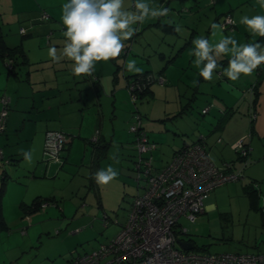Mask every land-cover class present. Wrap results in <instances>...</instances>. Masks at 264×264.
<instances>
[{
	"label": "rangeland",
	"instance_id": "374dc122",
	"mask_svg": "<svg viewBox=\"0 0 264 264\" xmlns=\"http://www.w3.org/2000/svg\"><path fill=\"white\" fill-rule=\"evenodd\" d=\"M155 5L156 3L153 4V6ZM183 11L187 12L186 9ZM0 12V24L1 21L12 22L16 33L21 35L18 29L26 28L23 26L25 21H19L23 16L16 18L14 14L4 13L1 5ZM45 13L48 15L47 20H41L40 12L38 11L37 16H32L34 18L32 21L41 20L36 21L35 24H47L50 23L49 21L55 23L50 20V15L47 12ZM176 13L182 14L179 9ZM183 17L187 18L189 15L185 14ZM201 17V14L195 15L192 17L195 19L193 23L186 19L184 20L186 23L183 24L181 22L179 26L174 25L172 28L175 29L173 33L172 31H169L171 33H164L159 27L147 28L148 30L140 27L139 33H137L138 27L135 25L137 31L133 37H138L143 33L147 35V40L148 36L152 39L151 48L147 46L145 49H153V52L165 49L166 47L163 44L157 45L156 43L160 38L161 40L172 38L173 42L177 40L178 46L173 48L174 52L171 59H168L165 54L164 63L166 66L162 70L165 84L160 85L157 81L152 82L151 88H154L152 95L145 93L133 102L128 93H125L122 97L124 101L117 103L115 110L109 103L110 99L102 100L105 115L104 126L106 129L103 135H109L112 126H115L116 132L109 141L113 147L99 155L96 153L98 155L95 159V164L98 165H96V171L112 165L119 173L115 180L106 186H98L94 180L91 182L89 178L90 157L88 153L83 154L80 149H74L71 151L70 159L62 164L65 152H62L60 158H50L43 153L42 143L41 164L48 163L50 168L49 170L47 169L44 177L41 174H35V176L40 178L41 185L39 187L43 195L40 197V203L33 206L37 212L33 213V210L23 215L24 219L27 220L31 213L39 214L38 219L41 220L39 223L41 235L38 238L36 237V239L34 236L32 244L34 247L33 251L37 250L39 255L33 258L30 264H72V258L76 254L89 251L96 247L98 243L104 242L106 239L109 240L120 229L125 220L129 202L137 191L136 179L131 171L133 167L132 157L136 155L135 148L133 146V153L124 154L119 150L122 149V147L120 149V146H124L123 142L126 141L121 140V142L116 138L117 132L120 131L124 134L126 132L124 129H128L130 124L135 123V118H128L130 113L137 111L143 120L150 119L154 125L157 124L156 119H159L157 122L159 121L161 124L171 120L173 121L172 127H170L171 130L177 122L189 117V113L199 119L204 115L200 114V109L207 106L212 108L213 104L206 98H212L211 93L214 88H219L220 95L227 99L231 98V81L228 78L223 79L226 76L222 75L221 70L218 69L216 71L211 85H209L210 81H205L199 76V70L193 64L194 57L190 56L189 53L194 47L192 44L193 39L203 36L208 38L210 42L217 43L223 36H231L235 31L231 29L223 30V32L218 29L213 30L212 27L209 28L206 22L204 24L201 23ZM56 22L59 24L58 21ZM217 23L219 24V22ZM6 26L4 24L1 28H5L6 31L8 29ZM177 27L179 28L178 31L176 30ZM214 32L215 34H213ZM133 44L134 46L131 47V51L129 50L130 52H128L129 55H127L126 59L123 61L122 56L119 58L121 63H117L116 60L95 62L98 72L102 75L108 74L109 81H111L112 75L117 74L120 79L121 77L123 79L124 64L131 59L136 62L139 60L136 53H138L140 47L137 46L136 41ZM49 47L52 46H47V50H38L34 46L30 50V79H26L25 72L20 74L17 70H13L14 74H12L4 69L5 75L7 73L6 77L12 82L6 85L5 89L4 85L2 86L1 84L6 78H3L0 82V93L4 89L6 95L11 97V105H13V98L18 97V99H21L19 107L23 109L30 106V99L34 98V106H43V110L39 113L40 117H44L47 113L44 109L46 103H53L50 88L56 85V81L59 83L63 82L62 74L59 75L60 77L55 75L51 68L50 60L37 62V57H48ZM154 54L152 53L148 57V62L144 61L146 64L140 65V68L148 67L153 71L156 70L160 61L156 60L157 57ZM14 60L18 68L26 65V62H20V58L15 57ZM219 63L221 69L227 67L228 57H224ZM126 73L128 72L126 71ZM16 79H20L21 82L16 81ZM193 81H196L195 85ZM217 81H219L220 86H217ZM201 88L202 90H200ZM201 91L204 92L201 93ZM240 98L244 99L242 89L240 90ZM182 109L185 110L180 112ZM12 110L13 108L9 113ZM90 111V109H85L83 113L88 114ZM32 112L34 111H31L30 114H21L17 127L12 130L6 127L0 133V148L2 152L8 151L7 154L12 156V166L24 159L22 152L25 151L26 139L34 136L35 132H39L40 122L33 123V121L25 120L24 127L20 128L22 117L31 119L29 117ZM91 112V121H89L91 130L89 128L82 129L85 135H89L86 136L88 137L87 139H90L95 133L93 125L96 120V114L93 110ZM176 114V117L171 116ZM161 147L163 149L164 145ZM160 148L157 149L155 146L150 150V155L153 158L152 163L155 167L160 166V163L164 162L166 157L163 156V153L160 154ZM110 156L117 157L119 162L115 163L113 159H110ZM57 159L60 161L59 163L55 162ZM211 159L216 161L215 158ZM60 164L61 166L59 167ZM242 173L245 181H231L212 189L208 193L203 200V205L205 207L207 203H211L212 208L209 210L204 209V212L198 215L195 221L179 220V227L186 231V234H178L179 239L190 240L194 245V250L206 253H257L258 250L264 252V226L260 215V208L263 204L261 199L264 194V179L260 172L254 176L245 174L244 170ZM29 176L32 175L29 174L26 177ZM19 178L17 177L16 180ZM251 190H254L256 195L259 196L255 198L254 192L252 203L249 200L250 195H252ZM32 215L31 217H33ZM5 227L7 228L8 226ZM8 229L10 228L8 227Z\"/></svg>",
	"mask_w": 264,
	"mask_h": 264
},
{
	"label": "crops",
	"instance_id": "0c3cea01",
	"mask_svg": "<svg viewBox=\"0 0 264 264\" xmlns=\"http://www.w3.org/2000/svg\"><path fill=\"white\" fill-rule=\"evenodd\" d=\"M66 2L67 0H2V2H0L2 12L14 14L16 18L23 16L19 21H25L23 23V26L26 27L23 28L24 32L21 34L19 30L22 28L18 29L21 35L16 33L15 26L12 22L1 21L0 40L3 45L8 48L18 46L19 50L16 54L11 55L10 60H12L13 70H17L20 74L25 72L26 79H30L29 52L34 46L38 50H47V46H54L58 50L63 47L65 38L62 33L64 26L60 21V16L62 13V5ZM124 2L128 10H134L135 0H124ZM147 2L151 6L156 3L153 7H166L170 11L167 16L160 17L159 19L149 18L142 24L138 23L137 33H139L140 27L142 29L159 27L164 33H171L169 31L173 33L175 30L172 29L174 25L179 26L181 22L184 24L186 23L184 22L186 19L193 23L195 19L192 17L195 15L198 16L199 14L202 16L200 19L201 23L204 24L206 22L210 28L213 23L219 22L225 12H228L233 21V28L231 30L235 31L231 36H233L238 43L259 42L264 45V37L251 36L245 25L240 23V17L243 15L249 17L264 15V9L259 6L258 0H147ZM178 9L182 14L176 13ZM185 9L187 12L183 11ZM40 10L47 12L50 15V20L55 23L49 21L50 23L47 24H35L36 21L41 20L37 19L33 22L32 20H34V18L32 16H37ZM185 14L189 15V17L184 18L183 15ZM56 21H58L60 25L57 24ZM4 24L7 25L6 27L8 28L6 31L5 28H1ZM135 41L137 42V46L140 47L138 53H136L139 58L136 62V66L140 67V65L146 64L149 60L148 57H150L152 53H155L154 55L157 57L156 60L160 61L159 67L154 71L148 67H144L143 70L159 73L163 76L162 70L166 66L164 63L165 54L168 59L172 58L174 52L173 48L178 46L177 40L173 42L172 38L166 40H161L160 38V40L156 42L157 45L163 44L166 48L160 49L158 52H153V49H145L147 46L151 48L152 39L148 36L147 40V35L143 33L138 37L132 36V40L130 41H125L126 46L131 43L129 47L127 46L130 51ZM128 52L121 55L123 61L126 59L127 55H129ZM15 57L20 58L21 63L26 62V65L18 68L14 60ZM143 58H145V60H143ZM6 59V57L2 58L0 56V82L3 78H6L3 84H1L2 86L4 85V89L7 87L6 85L12 82L6 77L7 73L5 75L4 69H7L5 67ZM37 60L39 63L51 61L49 57H37ZM144 61L146 63H144ZM51 64V68L55 72V75L60 77L59 75L62 74L61 77L63 78V82L59 83L55 80L56 85L50 88L52 91L53 103L47 102L44 106V109L47 111L44 117L39 116V113L43 110V106H34V98L30 99V106L21 109L19 107L21 99L14 97L13 105H11V97L8 96L9 103L7 115L5 117V125L0 133H2L6 127L9 130L17 127L21 114H30L31 111H34L29 117L31 119L22 117L20 128L24 127L25 120L33 121V123L40 122L41 126H39L38 133L35 132L34 136L26 139L27 144L25 146V151H33V164L29 165L27 162L24 164L25 160L23 159L12 166V156L7 154L8 151L2 152L0 148V264H30V261L39 255L37 250L33 251L34 247L32 244L34 236L36 239V237L38 238L41 235V229L39 227L41 220L38 219L39 214H33L37 212L33 204L36 203L38 205L40 203V197L43 195L39 187V185H41L40 178L35 176V174H41L44 177L47 169L49 170L50 168L48 163L41 164V149L45 131L59 130L70 135V138L67 139L63 150L59 154L60 157L62 152H65L62 164L70 159L71 151L74 149H80L83 154L88 153L91 163L92 159L96 158L100 153L113 147L109 141L111 136L116 132L114 129L115 126H112L110 134L107 136L103 135L106 129L104 126L105 115L102 100L110 99L109 103L113 110H115L117 103L123 102L124 99L122 97L127 93L124 88L126 78L135 75L128 74L126 70L123 69V79L121 76L120 79L117 74L112 75V79L109 81L108 74L102 75L96 69L92 76H82L78 78L72 74V62L70 60L62 59L56 64L51 61ZM13 70L12 74H14ZM34 71H36V69H34ZM224 78L227 77H223V79ZM16 81L21 82L20 79H16ZM209 83V85H211V81ZM216 83H218L217 86H220L219 81ZM151 85L145 93H150L152 95L154 88H151ZM4 89L2 93L6 95ZM241 89L244 99L240 98ZM200 90H202V88ZM203 92L204 91H201V93ZM211 94L212 98H206V100H209L210 103L213 104L212 108L209 107L210 109H208L201 118H195V116L189 113V117L184 118L181 122H177L171 130L170 127H172L171 125L173 124L171 120L169 122H162L161 124L159 121L157 122L159 119H156L155 121L157 124L154 125L151 122L152 120H143L142 117L140 118V126L144 130L148 141L155 144L157 149L164 145V148L162 149L161 147L159 151L160 154L163 153V156H166L165 160L160 163V166L155 167L153 164V168L156 169L161 167L169 160L172 154L184 144H190L198 138H201L204 142L208 158L216 159V161L211 159L215 166H219L222 162H231L234 168H240L241 166V171L244 170L245 174L254 176L259 172L262 173L261 176L264 179V68L259 75H256V72L251 76H244L241 74L240 79L235 82L231 81V98L227 99L223 95H220L218 87L214 88ZM12 108L11 114L9 112ZM85 109L93 110L96 114L93 128L98 131L99 143L96 150L93 152H91L88 144L85 143L88 138L86 136L89 135H85L82 130L87 128L91 130L89 121H91L92 112L90 111L88 114H85L83 113ZM202 109H200V111ZM183 110L185 109H182L180 112ZM251 114L252 118H250ZM171 116L176 117L177 114ZM206 116L208 117L206 118ZM128 118H131V113ZM124 130L126 131L124 134L120 131L116 133V138L118 140L126 141L123 142L124 146H120V149L121 147L122 149L119 151L124 154L128 152L133 153L132 141L134 136L132 133L127 132V128ZM243 136L249 148L247 161L244 165L237 160L236 154L231 148V145ZM96 153L98 155H96ZM6 159L10 161V164L6 165V162H4ZM60 166L61 164L59 167ZM29 174L32 176L26 177ZM17 177L20 178L16 180ZM240 181H245L244 175ZM137 192L138 189L136 193ZM257 197L259 196H257L255 192V198ZM261 200H263V197ZM211 208V203H207L204 207L205 210ZM33 210L34 212L25 220L23 215ZM263 212L264 210L260 208V215L264 226ZM31 215L33 217H31ZM28 222L29 224L27 225ZM4 225L8 226L10 229H8V227L6 228ZM22 229L24 233H21ZM178 240L189 243L191 246L190 250H194V245L190 240L184 241L179 238ZM84 252L87 251H83V253ZM257 253L264 254V252L259 250Z\"/></svg>",
	"mask_w": 264,
	"mask_h": 264
},
{
	"label": "built area",
	"instance_id": "2783aa9c",
	"mask_svg": "<svg viewBox=\"0 0 264 264\" xmlns=\"http://www.w3.org/2000/svg\"><path fill=\"white\" fill-rule=\"evenodd\" d=\"M40 19H48L43 10L40 11ZM219 24L223 30L232 29L231 15L224 14ZM19 32L22 34L24 31L20 29ZM5 67L11 68V60L6 59ZM153 81L164 84L161 74L144 73L129 77L125 89L131 101L147 83ZM8 103V96L0 94V132L5 125ZM209 107L203 108L200 113L205 114ZM131 117L135 118V123L129 125L128 131L134 134L136 155L132 171L138 192L132 196L118 232L91 250L76 254L72 264H264L262 253H206L179 247L178 234H186L179 227V220L195 221L204 211L203 200L208 193L228 182L241 180L242 167L234 168L230 162L215 166L207 156L203 140L198 138L181 146L161 167L154 169L150 150L155 144L147 141L140 127L138 112L131 113ZM97 138L98 131L95 130L90 139L95 142ZM67 139L69 135L62 131H45L43 153L50 158H59ZM231 148L244 165L249 153L244 136L236 140ZM21 233H24L23 229Z\"/></svg>",
	"mask_w": 264,
	"mask_h": 264
},
{
	"label": "clouds",
	"instance_id": "9594fccd",
	"mask_svg": "<svg viewBox=\"0 0 264 264\" xmlns=\"http://www.w3.org/2000/svg\"><path fill=\"white\" fill-rule=\"evenodd\" d=\"M258 3L264 9V0H258ZM169 11L166 7L151 6L147 0H135L134 10H128L124 0H67L62 5L60 16L64 26L63 47L59 50L49 47L47 55L53 63L70 60L72 74L78 78L92 76L96 70L95 62L116 60L121 63L119 58L126 47L125 41L137 31L135 25L149 18L167 16ZM240 23L245 25L251 36L264 37V15H243ZM211 27L223 32V26L218 23ZM192 44L194 47L189 54L194 57L193 64L205 81H212L218 69L223 76L235 82L241 74L251 76L258 67L264 66V45L259 42L241 44L233 36H223L219 42L213 43L201 36L193 39ZM224 57H228V64L221 69L219 61ZM124 67L128 73L143 75L144 70L136 66L134 59L128 60ZM22 155L29 165L33 164L32 150L24 151ZM110 159L119 162L117 157L110 156ZM56 162L60 161L57 159ZM118 175L112 165L91 174L98 186L108 185Z\"/></svg>",
	"mask_w": 264,
	"mask_h": 264
},
{
	"label": "trees",
	"instance_id": "16d2710c",
	"mask_svg": "<svg viewBox=\"0 0 264 264\" xmlns=\"http://www.w3.org/2000/svg\"><path fill=\"white\" fill-rule=\"evenodd\" d=\"M226 13H228V12H225L224 14H226ZM223 14V15H224ZM223 17V16H222ZM222 17H221V19H222ZM220 19V20H221ZM219 20V21H220ZM132 38V37H131ZM130 40H132V39H130ZM128 47L130 46V44H128L127 45ZM125 47V49H124V52L123 53H126V52H128L129 51V49H128V47ZM19 49H18V46H14V47H12V48H8V47H6V46H4L3 45V43L1 42V40H0V56L2 57V58H7V59H11V55L12 54H16L17 53V51H18ZM264 68V66H262L260 69H259V71H257V73H256V75H259L260 74V72L262 71V69ZM7 70V72L8 73H12V70H13V66H12V60H11V68L10 69H6ZM144 73H151V74H153V75H157V74H159V73H153V72H150V71H144L143 72V74ZM133 77H135V76H138L137 74H135V75H132ZM132 76H129V77H132ZM129 77H127L126 78V82L129 80ZM154 82V81H153ZM152 84V82H149V83H147L146 84V86H145V88H143V90L140 92V93H137L136 94V96H135V99H137V98H140V96L141 95H143L146 91H147V89H148V87L150 86ZM134 99V100H135ZM134 102V101H133ZM134 112V111H133ZM132 112V113H133ZM137 112V111H136ZM139 114V113H138ZM141 118V116H140V114H139V119ZM141 127V126H140ZM127 132H129L128 131V129H127ZM130 133V132H129ZM133 134V133H132ZM146 135V134H145ZM133 136H134V134H133ZM134 138V137H133ZM134 140V139H133ZM67 141V140H66ZM147 141H148V139H147ZM148 142H150V141H148ZM85 143L86 144H88V146H89V148L91 149V152H93V151H95L96 150V148H97V146H98V143H99V140H98V138H97V140L94 142V141H92L91 139H87L86 141H85ZM132 143H133V141H132ZM65 145V144H64ZM64 147V146H63ZM63 150V148L61 149V151ZM60 151V152H61ZM94 157V156H93ZM60 158V157H59ZM95 159L96 158H94V159H92V161H91V163H90V174H89V178L91 179V182L94 180V179H92V176H91V174L92 173H95L96 172V165L97 164H95ZM239 160V159H238ZM6 161V165H8V164H10L9 162V160L8 159H6L5 160ZM98 166V165H97ZM3 167V166H2ZM1 189V188H0ZM252 191V195H250V197H249V200H250V203H252V201H253V196H254V190H251ZM33 205H36V203H34ZM261 210H264V195H263V204H262V206H261ZM264 213V212H263Z\"/></svg>",
	"mask_w": 264,
	"mask_h": 264
},
{
	"label": "water",
	"instance_id": "95a60500",
	"mask_svg": "<svg viewBox=\"0 0 264 264\" xmlns=\"http://www.w3.org/2000/svg\"><path fill=\"white\" fill-rule=\"evenodd\" d=\"M124 52V51H123ZM177 244L179 245V247L182 249V250H190L191 249V246L189 243L187 242H183V241H179L177 240Z\"/></svg>",
	"mask_w": 264,
	"mask_h": 264
}]
</instances>
